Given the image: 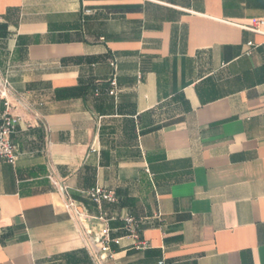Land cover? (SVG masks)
I'll use <instances>...</instances> for the list:
<instances>
[{
    "label": "crops",
    "instance_id": "crops-1",
    "mask_svg": "<svg viewBox=\"0 0 264 264\" xmlns=\"http://www.w3.org/2000/svg\"><path fill=\"white\" fill-rule=\"evenodd\" d=\"M259 19L264 0H0L18 121L0 264H264V36L241 28ZM51 176L91 234L121 240L112 256Z\"/></svg>",
    "mask_w": 264,
    "mask_h": 264
},
{
    "label": "built area",
    "instance_id": "built-area-1",
    "mask_svg": "<svg viewBox=\"0 0 264 264\" xmlns=\"http://www.w3.org/2000/svg\"><path fill=\"white\" fill-rule=\"evenodd\" d=\"M242 29H245L255 35H263L264 36V19H259L254 21L250 26H243ZM256 48V45L253 42H249L247 44V54L251 55L253 50ZM110 66L113 71V76L109 83V94L113 97H117L119 95V87H118V65L116 60L110 62ZM10 82L3 78L0 74V160L4 161L9 165H15L18 161V152L16 146L13 144L11 140V134L15 131L17 122L15 117L10 112V103L8 102V96L10 94ZM4 108V110H2ZM51 182L56 186L58 191L64 198V208L72 216V218H76L80 223L85 236H87L88 240L92 243V245H99L100 251L104 254H109L112 256L111 244L114 243L117 245H121L120 239H110L109 232L101 233L100 235L91 234L84 226L88 217L85 213L79 211V205L76 201L69 197L67 192V187L64 183L55 179V177H50ZM88 198L92 199V201L101 206L105 202L116 203L117 199L114 194L108 190H103L102 188H95L90 190L87 194ZM95 220L105 221L107 219V214L101 212V216L99 218H94ZM126 228L128 229L130 235L134 238L137 237V228L135 221L128 217L125 218ZM144 245V244H143ZM99 252H94V257L96 260H101L102 256L98 255ZM161 264H164L162 262Z\"/></svg>",
    "mask_w": 264,
    "mask_h": 264
}]
</instances>
